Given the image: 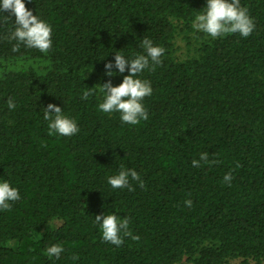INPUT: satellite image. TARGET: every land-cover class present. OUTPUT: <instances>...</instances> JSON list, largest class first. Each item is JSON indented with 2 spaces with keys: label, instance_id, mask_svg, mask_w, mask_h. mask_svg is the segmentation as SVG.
<instances>
[{
  "label": "trees",
  "instance_id": "obj_1",
  "mask_svg": "<svg viewBox=\"0 0 264 264\" xmlns=\"http://www.w3.org/2000/svg\"><path fill=\"white\" fill-rule=\"evenodd\" d=\"M240 2L255 24L250 36L201 35L184 60L174 40L181 29L196 32L205 0H25L52 25L47 52H12L10 24L0 23V69L15 59L48 63L42 74H0V178L21 193L0 212V264L264 262V0ZM144 36L165 53L143 74L153 88L149 118L129 126L98 112L97 97H80L98 83L118 85L122 75H105L104 65L114 50L139 52ZM50 103L77 121L76 135H49L42 111ZM204 151L215 163L192 167ZM120 164L144 186L110 189L105 177ZM104 212L128 218L120 247L92 223ZM55 242L65 251L49 260L44 249Z\"/></svg>",
  "mask_w": 264,
  "mask_h": 264
},
{
  "label": "clouds",
  "instance_id": "obj_2",
  "mask_svg": "<svg viewBox=\"0 0 264 264\" xmlns=\"http://www.w3.org/2000/svg\"><path fill=\"white\" fill-rule=\"evenodd\" d=\"M4 13L8 15L5 16ZM0 23L10 24L7 40L14 53L19 52L21 48L47 52L52 47V25L42 15H34L27 9L25 0H0ZM192 26L198 32L215 39L232 34L246 38L253 32L255 24L248 9L241 6L240 0H205V6L201 11H197L192 20ZM138 41L139 52L131 51L125 54L123 50H114L113 61L104 65L105 75L109 77L116 74L122 75V81L118 85H113L111 80L98 83L94 87L83 90L80 97L81 99H87L89 96L97 97L98 112L108 115L118 114L121 124L129 126L137 125L149 118L144 101L146 97L153 95V88L151 81L144 79L143 74L153 71L160 65L165 53L163 47L155 44L147 36ZM113 69L116 71L114 72ZM126 71L127 75H123ZM88 73L82 72L83 80L87 78ZM16 107L15 100L9 98L8 110L12 111ZM42 120L46 123L49 135H55L57 138L72 137L80 131L77 121L55 104L50 103L43 109ZM191 163L192 167L198 168L202 163H215V161L210 160L209 153L204 151ZM223 180L230 183L231 174L226 173ZM105 181L112 190L133 191V181L139 187L144 186L137 171L123 164L118 165L113 174L107 175ZM20 199L19 188L13 186L9 179L0 178V212L11 209L12 205ZM183 203L186 207H191L192 200L185 199ZM92 223L98 227L102 241L116 247L122 245L123 236L128 234V218H121L114 212L96 215ZM64 251L63 244L55 242L45 247L44 255L49 260H59ZM71 259L75 262L79 258L73 255Z\"/></svg>",
  "mask_w": 264,
  "mask_h": 264
},
{
  "label": "rangeland",
  "instance_id": "obj_3",
  "mask_svg": "<svg viewBox=\"0 0 264 264\" xmlns=\"http://www.w3.org/2000/svg\"><path fill=\"white\" fill-rule=\"evenodd\" d=\"M204 35L201 32H190L186 29L179 30V34L177 35L176 39L174 40L175 44V57L178 60H184L186 58H189L193 55L196 47L201 42L202 36ZM6 65L3 68L0 69L1 71L4 70V72H16L27 68H32L38 73H44L46 67H48V63L44 60H36V59H15L13 61H9L5 63ZM60 225V221H54L51 226L56 227ZM228 264H240V260H231ZM264 264V262L262 263Z\"/></svg>",
  "mask_w": 264,
  "mask_h": 264
}]
</instances>
